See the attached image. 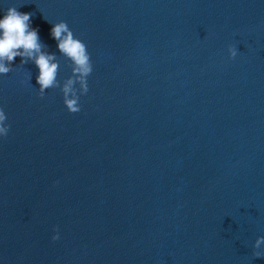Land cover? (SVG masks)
Wrapping results in <instances>:
<instances>
[{"label":"clouds","instance_id":"obj_1","mask_svg":"<svg viewBox=\"0 0 264 264\" xmlns=\"http://www.w3.org/2000/svg\"><path fill=\"white\" fill-rule=\"evenodd\" d=\"M32 15L10 6L0 16V74L6 75L12 71V62L17 56L22 58L21 64L34 62L39 70L36 77L39 84L38 95L43 98L46 89L59 88L67 110L77 113L81 110L80 97L89 91L88 77L93 72V62L87 45L74 35L67 22L61 20L52 24L50 35L57 41L59 53L71 62L72 74L61 82L58 79L57 55L45 50L47 45L41 41L38 28L30 26ZM228 51L233 58L237 54V48L233 45H229ZM6 119V113L0 107V137H6L10 131L11 126L6 123ZM52 238L58 239V233ZM262 244L264 236L257 237L253 248L260 249ZM253 255L262 257L264 253L254 251Z\"/></svg>","mask_w":264,"mask_h":264}]
</instances>
